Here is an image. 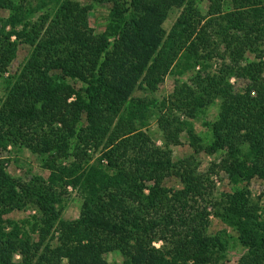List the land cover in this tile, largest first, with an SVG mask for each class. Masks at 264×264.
<instances>
[{
	"label": "trees",
	"instance_id": "16d2710c",
	"mask_svg": "<svg viewBox=\"0 0 264 264\" xmlns=\"http://www.w3.org/2000/svg\"><path fill=\"white\" fill-rule=\"evenodd\" d=\"M205 1L206 15L195 0H0V154L29 151L49 172L16 179L0 159V264H229L212 217L235 233L237 264H264V202L250 190L264 182V0ZM96 8L108 13L98 30ZM21 45L32 54L9 75ZM214 107L202 136L194 122ZM184 132L215 157L207 172L174 159ZM221 173L231 187L218 196ZM69 188L82 199L73 220Z\"/></svg>",
	"mask_w": 264,
	"mask_h": 264
},
{
	"label": "rangeland",
	"instance_id": "374dc122",
	"mask_svg": "<svg viewBox=\"0 0 264 264\" xmlns=\"http://www.w3.org/2000/svg\"><path fill=\"white\" fill-rule=\"evenodd\" d=\"M32 3L35 4L37 0H30ZM85 4H88L91 0H78ZM197 6L201 9L204 15L208 12V4L205 0H195ZM181 10L174 11L169 16L168 20L165 22L164 27L169 32L176 22L178 16L180 15ZM1 16H7L6 13L0 12ZM108 13L105 9L96 8L92 11L90 21L93 27L97 30L104 26L105 18L107 17ZM33 49L27 45H21L18 49L17 58L14 60L10 67L9 75L17 74L26 61L29 59L30 55L32 54ZM8 76V75H7ZM234 82V80H233ZM175 85V78L172 76H168L166 81L161 86L159 92L155 95L156 97L162 99L164 97L169 96ZM1 91H0V99L4 97L3 87L4 85L0 83ZM142 92H136L135 96H142ZM218 108L214 107L210 109L207 114L200 117L197 121L194 122L195 128L197 133L206 136V128L204 127L205 121H213L217 117ZM149 130L153 137L155 138L158 145H162L161 139V131L158 128V124L155 120H152L149 125ZM173 157L175 160H180L187 158L189 156H195L198 161H200V172H207L209 170L210 165L212 162L216 161L215 157L206 155L201 148L193 145L188 138L187 132H184L181 135V145L174 146L173 148ZM98 155H95V158ZM0 159L10 160V162L6 165L8 173L16 179H22L24 181L31 180L34 176H42L47 178L49 175L48 171L43 170L41 167L40 160L37 156L32 155L29 151H15L11 147L8 148L7 151H4L0 154ZM216 183V194L219 196L220 194L230 190V183L225 176V174L221 173L219 176L215 177ZM167 187L169 188H179L180 182L176 178H169L166 180ZM250 190L252 191L253 196L258 199L262 197V202H264V182L260 180H253L250 185ZM82 199L78 194L77 190L68 189V197L65 203V208L63 211V219L66 220H73L79 217L80 210H81ZM31 215H37V211L35 209H28L26 212H15L10 217L15 220H21ZM222 231H227L226 235L231 237L229 240V251L227 254V261L229 264H237L239 258L243 254V249L240 245L237 244L235 241V233L231 229H227L222 222L212 217L211 218V227H210V234H220ZM155 246L159 247L160 244H156ZM19 259V256L16 257ZM106 259L109 264H123L124 259L121 255L117 253H112L106 256Z\"/></svg>",
	"mask_w": 264,
	"mask_h": 264
}]
</instances>
